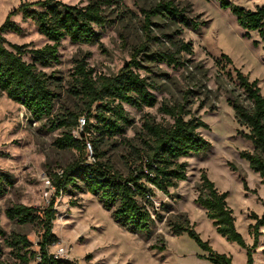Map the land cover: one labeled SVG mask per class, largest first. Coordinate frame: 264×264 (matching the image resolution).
I'll list each match as a JSON object with an SVG mask.
<instances>
[{"label": "rangeland", "instance_id": "obj_1", "mask_svg": "<svg viewBox=\"0 0 264 264\" xmlns=\"http://www.w3.org/2000/svg\"><path fill=\"white\" fill-rule=\"evenodd\" d=\"M38 1L41 0H0V26L21 4ZM61 1L85 6L97 0ZM157 1L113 0L105 7L108 24L104 28L96 27L99 42L74 44L66 38L59 48L60 61L46 68L38 66L50 76L51 89L56 96L51 117L35 120L22 105L6 95L0 97V168L13 176V184L0 195V228L7 236L12 232L27 236L33 249L38 250L41 228L11 222L5 211L12 204L47 207L54 191L49 193L46 189L45 178L78 157L76 151L59 150L54 145L64 131L55 127L57 119L86 116L84 104L73 91L77 61L83 60L94 71V76H113L131 60L137 49L147 45L153 53H172L183 65L162 59L143 61L144 69L138 72L151 85L156 105L140 110L124 105L132 121L130 126L103 141H99V133L91 129L88 140L103 153L102 161H109L116 171L127 175L134 160L133 147L140 144L144 119L150 117L156 123L171 124L173 121L160 107L182 103L187 98V108L208 125L199 132L210 143V149L181 159L187 165V180L170 189L169 195L156 192L151 209L156 225L149 240L118 226L111 211L104 209L93 195L71 190L56 199L53 232L59 241L50 247V252L63 247L69 252L68 260L75 264H211L208 251L188 234L173 235L168 221L185 214L201 238L209 241L216 252L230 256L233 264H246L247 249L220 236L206 212L195 203V189L205 171L219 191L228 193L227 202L234 212L237 230L251 249L254 264H264V226L256 247L250 228L256 224L250 217L252 213L260 218L264 216V185L249 163L240 157L242 151L252 152L254 147L244 137L248 129L237 122L227 102V92L231 90L240 95L242 101L244 99L234 69H239L250 81H258L264 94V43L256 32L248 33L243 29L231 10L223 9L218 0H177L190 3L192 16L207 22L206 25L200 31L184 29L178 37V27L156 18L152 20L150 34L158 40L148 42L144 11ZM230 1L252 11L264 6V0ZM10 19L22 31L6 32L4 37L9 43L25 45L27 49H39L48 43L31 20H24L21 14L12 15ZM178 38L192 44L193 55L175 51L171 40ZM222 55L228 56L232 64L222 60ZM24 60L32 62L30 56H25ZM90 124L96 121L91 119ZM77 132L78 128L73 130L74 135ZM72 201L77 205L72 206ZM0 245L3 259H7L10 250L1 236ZM163 245L165 248L161 250Z\"/></svg>", "mask_w": 264, "mask_h": 264}, {"label": "trees", "instance_id": "obj_2", "mask_svg": "<svg viewBox=\"0 0 264 264\" xmlns=\"http://www.w3.org/2000/svg\"><path fill=\"white\" fill-rule=\"evenodd\" d=\"M218 1L223 9L231 10L243 29L248 33L256 32L264 43V6L252 11L230 0ZM111 3L113 0H97L79 6L68 5L61 0H41L21 4L0 26V97L6 95L13 102L22 105L35 120L51 117L56 96L51 89L50 76L39 70L38 66L46 68L58 63L59 48L66 38L74 44L99 42L100 34L96 27L104 28L108 24L105 7ZM184 3L158 0L154 6L144 11V29L148 32V42L158 40L150 34L152 20L156 18H163L169 25L178 27V37L184 29L200 31L206 25L207 22H200L192 16V5ZM17 14L35 24L38 32L48 41L44 47L27 49L25 45L11 44L6 40V32L22 31L10 19ZM171 43L179 54H194L192 44L181 38L171 40ZM25 56H30L32 62L25 61ZM159 59L173 65H183L172 53H153L147 45L137 49L131 60L113 76H94V71L83 60L77 61L73 91L84 104L86 124L79 133L80 136L75 137L73 130L78 128L79 116L69 115L57 119L55 127L63 128L64 131L54 145L59 150L76 151L78 157L62 169L61 175L56 172L51 174L54 194L47 207L12 204L6 209L5 215L11 222L38 225L42 234L37 243L38 250H34L33 243L27 236L15 232L7 236L0 228L3 243L10 250L8 258L3 259L4 251L0 245V264H30L33 261L37 264H75L70 260H56L50 253V247L59 241L53 232L56 199L71 190L96 197L104 209L111 211L113 220L121 228L146 240L152 237L156 225L155 215L151 211L153 198L156 192L169 195L170 189L187 180V165L181 159L210 149V143L199 132L200 129L208 128V125L187 108V98L182 103L163 104L160 111L173 122L163 125L150 117L144 119L140 144L133 147L134 160L127 175L116 171L109 161H102L103 153L93 141L88 140L87 135L92 129L99 133V141H103L130 126L132 121L124 105L138 110L156 105L157 99L151 92V85L138 71L144 69L143 61ZM222 60L232 64V60L226 55H222ZM234 71L244 99L242 101L240 95L231 90L227 92V102L234 110L237 122L248 129L244 137L254 147L252 152L242 151L240 157L249 163L264 185V94L261 93L258 81H250L239 69ZM91 119L96 124H90ZM88 144L93 150V163L88 162ZM12 184L13 176L0 168V195ZM195 190V203L206 212L216 232L228 242L247 249L246 264H254L252 251L237 230L234 212L227 202L228 193L219 191L205 171ZM71 205L76 206L77 202L72 201ZM250 217L256 221L250 227L256 247L261 235L260 229L264 226V216L260 218L252 213ZM168 225L174 236L188 234L208 251L207 258L211 264H233L230 256L216 252L209 241L201 238L187 215H176L173 220L168 221ZM164 248V245L160 247L161 250Z\"/></svg>", "mask_w": 264, "mask_h": 264}, {"label": "built area", "instance_id": "obj_3", "mask_svg": "<svg viewBox=\"0 0 264 264\" xmlns=\"http://www.w3.org/2000/svg\"><path fill=\"white\" fill-rule=\"evenodd\" d=\"M85 124H86L85 118H80L79 119V125H78V132L75 134V137H79L80 136L79 133L84 129ZM87 155H88V162L89 163L95 162V159L93 157V150H92V147H91L90 144H88V146H87ZM56 173L58 175H61L63 173V170L62 169L61 170H57ZM44 181H45V184H46V189L49 191V193L54 191V188H53V185H52L50 177L47 176ZM50 253L53 255V257L56 260H68L69 259V252L63 247H60L56 251L50 252Z\"/></svg>", "mask_w": 264, "mask_h": 264}]
</instances>
